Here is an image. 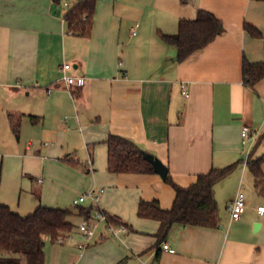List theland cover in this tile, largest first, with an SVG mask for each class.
<instances>
[{
  "label": "crops",
  "instance_id": "1",
  "mask_svg": "<svg viewBox=\"0 0 264 264\" xmlns=\"http://www.w3.org/2000/svg\"><path fill=\"white\" fill-rule=\"evenodd\" d=\"M68 8L54 0H0V112L8 111L13 120L20 114L39 117L36 123L29 121L38 123L52 143L44 144L45 155L38 150L28 157L26 151L34 145L30 140L19 156L23 162L38 161L42 175L49 178L51 158L70 154L65 135L72 130L66 126L71 119L88 150L83 163L92 159L88 170L93 177L111 185L113 198L120 194V182L132 187L122 191L116 211L133 231L118 239L122 246L115 252L101 248L113 243L104 244L101 255L85 264H264V213L258 211L264 195L245 165L247 149L241 142L245 125L257 130L259 141L251 152L264 158V78L249 86L242 77L244 57L264 63V0H97L89 37L66 33ZM200 9L214 13L224 30L179 62L176 47L161 34L176 33L179 21L194 19ZM245 22L263 38L252 37ZM64 63L71 65L67 75L84 78L83 84L67 85ZM109 134L132 139L158 157L181 186L212 168L240 162L214 188L220 225H174L164 242L176 252L162 250V243L157 247L159 222L139 218L138 204L156 199L169 209L175 191L157 173H110L104 142ZM42 177L37 184L44 183ZM44 187H28L20 202L0 203L23 216L39 205L57 208ZM99 189L105 192L93 188ZM238 193L246 209L240 220H233L227 207ZM82 257L77 255V263Z\"/></svg>",
  "mask_w": 264,
  "mask_h": 264
},
{
  "label": "trees",
  "instance_id": "2",
  "mask_svg": "<svg viewBox=\"0 0 264 264\" xmlns=\"http://www.w3.org/2000/svg\"><path fill=\"white\" fill-rule=\"evenodd\" d=\"M54 2L60 3L61 0ZM96 4L97 0H73L64 14L66 33L89 37L92 33ZM244 29L254 38H263L262 32L251 23L245 22ZM223 30V22L214 13L200 9L194 19H181L176 33H163L161 38L167 44L176 47L177 60L181 62L214 41ZM242 77L245 84L254 86L264 78V63H252L244 57ZM23 115L20 114L17 120H13L16 126L21 125ZM28 117L32 123L39 119L34 115ZM104 142L108 148L107 169L110 173H156L146 158L148 152L134 140L109 134ZM263 161V156L254 158L253 151L246 159V166L255 177V188L262 195H264ZM239 163L200 173L188 186L179 185L168 174L165 182L175 191V199L169 209L163 208L156 199L140 200L137 215L142 219L159 222V229L154 234L157 247L165 241L174 225L207 228H217L220 225L221 215L214 188L217 183L229 176ZM86 166L88 170V165ZM93 209H95L93 204L90 207H79L77 212L39 205L32 213L23 216L10 206L0 203V264H46L45 237H49L53 242L58 241L60 237H68L76 227L70 216L79 215L87 219ZM105 214L109 222L124 224L129 231H133L132 225L120 217L107 212ZM159 256L158 249L156 260Z\"/></svg>",
  "mask_w": 264,
  "mask_h": 264
},
{
  "label": "rangeland",
  "instance_id": "3",
  "mask_svg": "<svg viewBox=\"0 0 264 264\" xmlns=\"http://www.w3.org/2000/svg\"><path fill=\"white\" fill-rule=\"evenodd\" d=\"M69 1L61 0V6L70 7L72 2ZM65 2H68V6ZM24 101L26 104L27 101ZM13 117L8 111L0 112V200L20 202L22 200L21 195L24 196L27 193L28 187H34L39 190L45 186V195L48 196L50 204L77 212L79 207H90L93 203L90 199H86L85 202L77 206L73 203L74 199L91 192L97 185L99 188H105V192L99 197L102 210L122 219L120 215H117L116 209L122 205V191L131 190L132 187L125 185V182H120L121 185L117 186L120 194L113 198L111 185L105 179H100V176L95 179L92 171L86 169L87 166L83 163V160H86L88 150L84 146L80 132L75 130L78 125L76 126L73 123V127L72 122H70L71 119L66 124V126L71 125L72 129L66 132L65 135L67 153L70 154L61 158L50 159L49 165H47L49 167L48 178L46 175L41 174L42 170L38 165V161L31 159L28 162H23L19 155L25 152L26 144L30 140L34 142V145L26 151L28 157L33 154L37 155L39 153L38 150L42 151L41 155H45L44 152L47 147L44 144L52 143V138L40 132L39 124H32L28 115L22 117L19 127L16 126V122H13ZM245 148L247 149V147ZM32 176L33 179L31 178ZM41 176L44 177L45 181L39 185L36 179ZM23 199H25V196ZM82 219L83 217L79 215L70 216V220L76 227L70 237L63 243L53 242L49 237H45L46 264H85L89 260H96V257L101 255L100 247L104 244H114L113 247L112 245L110 247L108 245L101 247L107 252H113V250L115 252L117 247L122 246L121 241L115 238L106 229V223L102 222L99 224V228L96 230V234L89 246L80 249L78 244L84 241V238L79 231L78 225ZM79 254H83L84 258L82 257L77 263V255ZM114 264H122V260H118Z\"/></svg>",
  "mask_w": 264,
  "mask_h": 264
},
{
  "label": "built area",
  "instance_id": "4",
  "mask_svg": "<svg viewBox=\"0 0 264 264\" xmlns=\"http://www.w3.org/2000/svg\"><path fill=\"white\" fill-rule=\"evenodd\" d=\"M137 27H138V24L131 29L132 35L137 34ZM70 68H71V65L68 63H64L62 65V68H61V71L63 72L62 78L65 80L67 85L71 86L75 82H77V84H79V85L83 84L84 78H76L74 76L67 75L66 71L69 70ZM182 89H183V93L186 96H188L189 94L185 90L184 84L182 85ZM258 133L259 132L257 130H253L248 125H245L242 129L241 142H242V145L247 147V158H248L249 154L251 153L253 145L258 140V136H259ZM45 144H47V143H45ZM87 164H88V166H92V159H89L87 161ZM245 165H246V161H245ZM39 181H41V180H39ZM103 192H104L103 189H99L97 191L92 190L91 192H89L83 196H80L79 198L74 199V201H73V203L75 205H80L81 203L85 202L86 199H90L92 201L93 205L95 206V209L92 212L91 216L87 219L83 218L81 220L80 224L78 225L79 231L81 232V234L84 238V241H82L78 244V247L80 249H84L87 246H89L90 242L92 241V239L94 238V236L96 234V230L99 228V224L102 222L106 223V229L109 230L111 232V234L117 239L122 240L123 237L129 232V229L126 225L114 224L112 222H109V220L107 219V216H106L105 212L102 210L101 205H100V201H99V197H100L101 193H103ZM227 209H228V212L230 213L231 218L233 220H240L242 217V214L244 213V211L246 209V203H245L244 196L241 193H238V195L235 197V199L229 203ZM258 211L260 213H264V206H260L258 208ZM69 237H70V235L66 238L60 237L57 242L63 243ZM161 248H162V250L167 251L169 253H175L176 252V250L166 242L162 243ZM144 264H147V263H144Z\"/></svg>",
  "mask_w": 264,
  "mask_h": 264
},
{
  "label": "water",
  "instance_id": "5",
  "mask_svg": "<svg viewBox=\"0 0 264 264\" xmlns=\"http://www.w3.org/2000/svg\"><path fill=\"white\" fill-rule=\"evenodd\" d=\"M146 158L152 164L154 171L165 180L169 174L168 166L151 153H146Z\"/></svg>",
  "mask_w": 264,
  "mask_h": 264
}]
</instances>
